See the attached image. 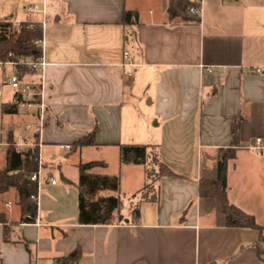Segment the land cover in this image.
Wrapping results in <instances>:
<instances>
[{"label": "crops", "instance_id": "0c3cea01", "mask_svg": "<svg viewBox=\"0 0 264 264\" xmlns=\"http://www.w3.org/2000/svg\"><path fill=\"white\" fill-rule=\"evenodd\" d=\"M27 1L39 18L19 2L0 0V20L43 23L47 65L41 75L27 70L23 78L41 83L47 116L39 128L35 107L2 113L16 127L1 142L21 135V147H28L36 137L46 181L33 222H23L17 201L4 199L11 190L0 194L7 218L0 223L2 264H54L77 246L79 264H264L256 248L264 230L226 226L219 203L198 193L199 178L214 177L220 149L231 143V121L241 116L227 197L264 226V0H203L199 22L169 19L168 0L165 6L161 0ZM125 10L136 11L138 21L123 23ZM124 49L133 67L121 66ZM256 66L262 72L249 71ZM2 79L0 72V97ZM137 106L149 113L136 123ZM94 128L95 144L60 148ZM128 143L158 145L174 175L160 177L127 212L120 204L118 220L77 223L79 163L107 164L111 155L112 170L90 172L118 176L124 190L141 191L147 182L145 166L120 163L119 145Z\"/></svg>", "mask_w": 264, "mask_h": 264}, {"label": "trees", "instance_id": "16d2710c", "mask_svg": "<svg viewBox=\"0 0 264 264\" xmlns=\"http://www.w3.org/2000/svg\"><path fill=\"white\" fill-rule=\"evenodd\" d=\"M191 0H168L167 13L169 19H178L183 22H199L198 14H190L189 7ZM138 21L136 11L125 10L122 16L123 23H135ZM42 27L40 23H33L29 27V21H22L18 27L13 26L12 20H0V60H7L12 53L14 56L36 58L40 55V48L35 41L40 39ZM19 73L23 76L27 67L19 65ZM34 87H37L33 83ZM38 88V87H37ZM15 96V94H14ZM38 101V98L36 99ZM19 109V97L12 98L10 102L1 104V112L17 114ZM239 116L231 121V143L227 148L220 149L216 164L214 177L201 176L198 181V193L202 197L214 198L224 213L225 224L230 227H244L256 229L259 232L264 230L255 217L232 204L226 191L228 162L235 158L236 147L240 145V123ZM96 128L87 135L74 140L69 149L79 146L93 145ZM33 142L28 147L19 148L16 146L12 134L7 137L5 148V162L0 168V194L14 190L17 195L23 222H33L36 217V204L29 200V196L36 192V183L29 179V174L37 170L39 150L37 138L31 136ZM119 159L122 164H136L145 166L147 182L141 189L142 194L152 192L156 181L162 176L174 175L173 171L163 163L158 156V145L128 143L119 145ZM100 161H88L78 164V214L79 224H108L118 220L116 213L119 210L121 200L118 195H102V191L116 192L118 190V177L116 175H99L91 173V168L101 165ZM45 167L43 166V169ZM20 170L18 174L12 171ZM148 189V191H146ZM154 194V193H153ZM157 196L152 195L150 200L156 201ZM133 217L139 213L138 204L132 209ZM29 215L30 217H27ZM5 213L0 211V223L6 224ZM6 228V227H5ZM4 239L7 240L6 230ZM257 255L261 260L264 254V241L256 245ZM83 252L79 246L74 248L67 255L54 258V264H79ZM0 264H2L0 259Z\"/></svg>", "mask_w": 264, "mask_h": 264}, {"label": "built area", "instance_id": "2783aa9c", "mask_svg": "<svg viewBox=\"0 0 264 264\" xmlns=\"http://www.w3.org/2000/svg\"><path fill=\"white\" fill-rule=\"evenodd\" d=\"M202 2L203 0H191V5L189 7V13L200 15L202 11ZM35 10H36L35 7L28 8L29 12H34ZM21 22L22 21L18 19L12 20V24L15 27H18ZM33 23L34 22L29 21V27H32ZM41 26L43 29V23ZM35 43L40 48V55L38 57L29 58V57H24L21 55L14 56L12 53H9L8 56L11 58L4 60V61L0 60V72L3 73L2 84L9 86L13 90V97L15 99L19 97V108L29 110L35 107L37 109L38 111V114H37L38 125L37 126L41 128L47 116L46 105L42 97L43 95H42L41 83L39 84L38 88L34 87L33 82L24 79L17 69L19 65H22V66L27 67L29 70L33 72L39 73V75L42 74L45 66L47 65V60L45 59V54H44L46 43H45V40L43 39V36L40 39H37ZM134 65L135 64L132 58L130 57L128 51L124 49L122 52L121 66L126 69L129 67H133ZM206 69L209 72L211 71V67H206ZM262 69L263 67L256 66V67H251L249 71L252 73H260L262 72ZM125 73L128 77L131 76L130 71H126ZM0 94H1V90H0ZM37 98H38V101H36ZM29 128H30V125H26L24 127V130H28ZM14 140H15L14 144L18 147L25 145L23 143V139L21 135H14ZM254 143L256 147H260L261 139L256 138ZM7 145H8L7 142H0V150H2L3 146H7ZM60 148L69 149L70 146L67 144H61ZM12 172L13 174H18L21 171L14 170ZM28 177L31 181L36 183V192L32 193L29 196V200L31 202H34L37 207L40 188L42 184L46 181V176H45L44 169L41 163L40 155H39L37 170L34 172H31ZM48 180L51 184H55L56 182L54 178H49ZM27 217H30V216L27 215ZM36 224H38L37 221H36Z\"/></svg>", "mask_w": 264, "mask_h": 264}, {"label": "rangeland", "instance_id": "374dc122", "mask_svg": "<svg viewBox=\"0 0 264 264\" xmlns=\"http://www.w3.org/2000/svg\"><path fill=\"white\" fill-rule=\"evenodd\" d=\"M10 1L13 3H16V4H18V2L21 3L20 6L23 9L30 8L32 6V5L28 4L29 1H27V0H10ZM34 1H35V3H37L36 2L37 0H34ZM38 1L41 4V0H38ZM162 3H163V1L161 0V5H162ZM20 11H21V9H20ZM32 15H34L36 18L40 17V13H37V12H32ZM2 90H3V95L0 97V106H1L2 100L10 101L11 96H12V90L8 86H4L2 88ZM30 110L31 109L26 110L23 108H19L17 114H25L27 111H30ZM148 113H149V111H147L143 107L137 106L136 110L134 111L135 122L136 123L138 122V120L140 119L142 114H148ZM4 114H7V113H4ZM12 118L15 119V116H12ZM7 123H8V121L7 120L5 121V118L2 119V112H1V107H0V142L3 141L4 139H6L5 135H6V130L8 127H10V126L16 127L15 124L10 125V123H12V122L8 123L9 126L7 125ZM152 124H153V121H152ZM5 148H6V146H3V149L0 150V162H1V159L3 157V154L5 153ZM75 160H77V154H74L72 157H70V162H73ZM109 160H110V162L107 164H105L103 161H100V162H102L103 165L102 164L97 165L96 169L103 170V172H109L110 170H112L113 169V159H112L111 155L109 157ZM123 165H136V164H123ZM118 181H119V177H118ZM146 191H148V189ZM141 195H142V192L140 190L139 191H137V190L136 191H130L129 189L124 190V189H122V187L119 188V184H118V196L120 197V200H121L122 212H127L130 205L135 204L137 202V200L139 198H141ZM4 199L10 200L11 202H13V204L17 201L16 194L13 190H11L9 192L8 196ZM0 207H1V205H0ZM120 215H122V214H120Z\"/></svg>", "mask_w": 264, "mask_h": 264}, {"label": "water", "instance_id": "95a60500", "mask_svg": "<svg viewBox=\"0 0 264 264\" xmlns=\"http://www.w3.org/2000/svg\"><path fill=\"white\" fill-rule=\"evenodd\" d=\"M163 5H166V0H163ZM119 218H122V216L120 215Z\"/></svg>", "mask_w": 264, "mask_h": 264}]
</instances>
